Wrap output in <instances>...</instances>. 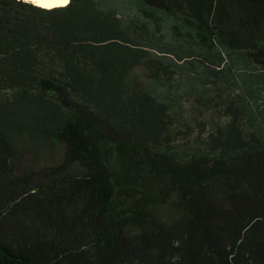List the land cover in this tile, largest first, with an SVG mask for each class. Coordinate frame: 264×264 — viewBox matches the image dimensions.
I'll return each instance as SVG.
<instances>
[{
	"label": "trees",
	"instance_id": "1",
	"mask_svg": "<svg viewBox=\"0 0 264 264\" xmlns=\"http://www.w3.org/2000/svg\"><path fill=\"white\" fill-rule=\"evenodd\" d=\"M131 8L0 0V264H264V0Z\"/></svg>",
	"mask_w": 264,
	"mask_h": 264
},
{
	"label": "rangeland",
	"instance_id": "2",
	"mask_svg": "<svg viewBox=\"0 0 264 264\" xmlns=\"http://www.w3.org/2000/svg\"><path fill=\"white\" fill-rule=\"evenodd\" d=\"M110 4L114 8H118L122 11L123 17L129 19L131 17L136 18L142 16L137 9L131 8V0H109ZM193 102V100L191 101ZM191 102H185V106L188 110L187 117H194L196 120L208 121L214 114L213 109L209 107L200 106V108L193 107ZM209 130V127H208ZM197 134L196 130L194 135Z\"/></svg>",
	"mask_w": 264,
	"mask_h": 264
},
{
	"label": "clouds",
	"instance_id": "3",
	"mask_svg": "<svg viewBox=\"0 0 264 264\" xmlns=\"http://www.w3.org/2000/svg\"><path fill=\"white\" fill-rule=\"evenodd\" d=\"M72 0H58V3H46L42 2V0H30V3L33 5H39L43 9H52L54 7H63L67 8L70 6Z\"/></svg>",
	"mask_w": 264,
	"mask_h": 264
},
{
	"label": "bare ground",
	"instance_id": "4",
	"mask_svg": "<svg viewBox=\"0 0 264 264\" xmlns=\"http://www.w3.org/2000/svg\"><path fill=\"white\" fill-rule=\"evenodd\" d=\"M25 1H29L30 2V0H25ZM42 2H46V3H58V0H42Z\"/></svg>",
	"mask_w": 264,
	"mask_h": 264
}]
</instances>
